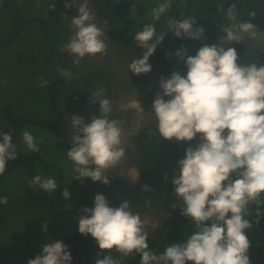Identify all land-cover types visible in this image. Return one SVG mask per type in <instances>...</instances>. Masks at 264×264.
Returning a JSON list of instances; mask_svg holds the SVG:
<instances>
[{
    "label": "clouds",
    "instance_id": "obj_1",
    "mask_svg": "<svg viewBox=\"0 0 264 264\" xmlns=\"http://www.w3.org/2000/svg\"><path fill=\"white\" fill-rule=\"evenodd\" d=\"M77 5L79 15L71 19L74 34L64 51L79 64L86 55L106 54L104 37L112 38L95 23L89 0H72L65 7ZM169 7L170 0L160 3L153 9L155 19L159 20ZM250 16L255 17L256 13L251 12ZM227 17L234 22L226 30L228 41L239 43L244 39L242 34L256 40V26L249 21H237L235 4L227 9ZM196 25L193 18L169 20V30L178 38L202 39L205 30ZM165 35L157 37L154 24H145L136 34L135 40L146 51L142 58L137 56L128 65L132 73L140 76L152 71L149 58ZM154 37L156 42L152 43ZM175 55L180 60L187 57V74L173 72L170 78L162 77V92L156 94L152 109L163 139L191 142L200 134V143L186 150L185 158L178 162L179 174L172 180L174 194L183 200L181 214L191 219L194 231L185 242L173 243L157 255L149 248L145 231L148 221L138 212L133 213L130 201L123 200L118 207H112L99 193L92 208L81 210L87 215L79 217L78 230L85 236L90 234L102 252L115 249L124 256L138 253L141 264H251L248 254L251 243L246 230L252 224L245 217L249 215L248 205H259L264 194V65H241L235 48L216 44H205L195 56L188 55L183 47ZM61 75L72 77L66 69ZM86 81L89 84V79ZM105 93V89H97L91 98L92 103L99 102V117L93 116L86 123L83 117L73 115L72 144L66 139L62 141L72 145L67 156L75 165L74 179L89 178L108 185V170L126 155V131L124 121L109 118L112 107ZM121 107L135 110L137 120L133 124L139 130L145 112L138 99L127 104L122 102ZM0 137L3 138L0 142L2 174L7 162L17 158V152L11 134H0ZM23 139L31 151H38L30 132L25 131ZM129 176L135 181L139 173L132 168ZM30 183L50 192L57 189L54 178L37 175ZM63 197L70 198L67 188L63 190ZM6 203L7 197L0 198V204ZM256 215H264L259 206ZM43 230H47L46 225ZM28 264H72V255L63 240L58 239L44 245L42 253L29 259ZM96 264L119 262L111 255H104Z\"/></svg>",
    "mask_w": 264,
    "mask_h": 264
},
{
    "label": "trees",
    "instance_id": "obj_2",
    "mask_svg": "<svg viewBox=\"0 0 264 264\" xmlns=\"http://www.w3.org/2000/svg\"><path fill=\"white\" fill-rule=\"evenodd\" d=\"M33 1L26 0L23 2V0H18V6L25 11L27 18L32 13L44 14L42 9L37 10L38 8L33 4ZM163 2L165 0H92V3L99 11L104 30L107 31L112 40L117 45H120V48L125 46L135 51L134 54L139 58H142L143 52L146 50L139 46L135 36L143 30L145 24H154L157 37L162 33L166 34L163 41L157 45L155 53L149 58L152 71L140 76L135 74V78L138 80H145L150 76H154L159 80L157 85L146 96L145 103L151 109L156 94L162 92L160 88L162 77L170 78L173 72H180L181 75L187 74V57H185V60H180L175 55L177 50L183 47L187 49L188 55L195 56L205 44L220 45L219 41L226 36V30L234 23L227 17V9L231 5L235 4L237 7L238 22L249 21L257 28L264 30V0H170L168 11L162 14L159 20H156L153 9ZM0 8L4 9L3 18L0 21L2 25L0 27V37H7L14 27V18L10 12L7 0H0ZM46 8L49 14L50 8L59 9L61 5L58 1L53 0L49 1ZM251 12H255L256 16H250ZM72 14L71 11L70 14H66L68 18H57V20L68 21L71 19ZM53 15H56V12ZM186 18L196 19V26L204 28L202 39L178 38L173 31L169 30V20H183ZM26 21L23 29L13 41L0 46V57L6 58L11 53L17 54L12 62L16 67L21 66L23 59L27 56L45 58L48 41H52V39L62 35V44L50 46L53 50H60L63 44L69 43L73 35L65 32L63 28L59 29V27H57L58 30L52 32L54 30V27L52 28V20L47 28L43 27L37 19H27ZM29 23L35 24L31 26ZM41 42L43 44L37 48ZM151 42L155 43L156 38L154 37ZM228 47L235 48L238 57L242 56L247 50L244 41L233 42ZM228 47L225 48L227 49ZM261 62L264 65V52L261 55ZM6 64L9 63L5 60L4 64L0 59V75L1 71L5 70L4 66ZM53 69L54 73H56L57 70L54 67ZM109 72L107 69L105 70L104 76L106 78L114 76L113 72L108 74ZM2 79L3 77L1 78L0 76L1 132L5 131L13 120L22 116H31L50 124L56 123V113L48 89L50 80L48 75L43 73L35 74L31 78L34 81V85L31 87H35L37 90L24 95V100L21 102L15 101L13 97H10L9 91L13 81L3 84ZM28 87H30L29 84ZM55 91L57 92V87ZM165 99H168V97H165ZM58 107L60 108L59 103ZM61 113L63 125L60 129H51L32 121H22L11 128L12 144L17 154L24 157L25 160L21 158L15 159L7 173L0 177V198L7 197V203L0 204V228L3 227L0 238L3 237L2 234L13 235L12 231H15L16 235L23 236L25 240L30 241L32 244H37L38 250L33 252L34 256L32 257L26 256L25 252H23L21 262L17 263L15 257H8L12 256L10 255L13 253L12 251L22 247L21 243L16 245H13V243L5 244V242L0 240V264H28L29 259H34L38 254L42 253L44 245L50 244V236L57 240H63L64 244L67 245L72 255V264H96V260L103 258L104 255H111L119 264H141V257L135 252L128 256H124L115 249L102 252L90 234L85 236L78 230L79 217L87 214H83L77 208L67 206L62 201V197L39 203L27 197L26 190L31 184L30 181L37 175L43 178H54L57 182V189L50 192L40 188L39 185L32 184L30 194L35 199L44 200L55 197L58 193L62 176L64 181L63 190L69 180L81 183V180L74 179L77 175L74 172L75 165L67 156V152L72 145L63 142H51V144L47 145L50 142L44 140V136L51 132H64L63 128L72 126L69 117L64 114V109ZM87 116H91V114ZM25 131L33 135L38 148L45 145L44 149L39 153L31 151L23 139ZM65 139L68 140V137ZM136 142L143 156L140 163L143 179L149 184L167 189V192L174 194L172 180L179 174L178 162L185 158L186 150L189 147L194 148L200 143V134H197V137L191 142L163 139L159 134L157 121L153 118L143 128V131L136 136ZM42 159L56 163L62 168V172L58 169L56 170L54 164L44 162ZM234 178L235 176H233ZM258 206L260 212L264 214V194H261L259 205L256 203L248 205L249 215L245 217L252 224V227L246 230L251 243L248 252L251 264H264V215L257 217ZM182 207L183 200L181 198L177 197L171 203L169 208L172 222L164 238H157L152 235V232L145 230L148 232L149 248L155 254L163 253L164 249L173 243L185 242L187 237L194 231L191 219L181 214ZM33 216L48 220V233H41L27 226V223L32 218H35ZM8 228L10 229L9 231Z\"/></svg>",
    "mask_w": 264,
    "mask_h": 264
},
{
    "label": "flooded vegetation",
    "instance_id": "obj_3",
    "mask_svg": "<svg viewBox=\"0 0 264 264\" xmlns=\"http://www.w3.org/2000/svg\"><path fill=\"white\" fill-rule=\"evenodd\" d=\"M25 1L26 0H23V2ZM49 1L53 0H34L33 4L37 6V10L42 9L44 14L32 13L29 14L27 19L33 20L36 19L35 17H41L43 22L38 21L45 28H47L52 20V28L54 27L52 32L58 30L57 27H59V29L63 28L67 33L74 34L71 27V19L79 15L77 10L78 5L73 6L72 8H66L65 4L71 3L72 0H56L60 3L61 8H50L48 14L46 7L48 6ZM89 7L95 14V23L104 29L99 11L92 3V0H89ZM21 10L25 13L23 9ZM71 11L73 14L70 20H57V18H68L66 17V14H70ZM54 12H56V15H53ZM3 13L4 9L0 8V21H2ZM33 24L35 23H29L31 26ZM36 25L39 26L38 24ZM1 26L0 23V27ZM61 37L62 35L52 39V41H48L49 44L46 45L47 52L45 58H36L32 55L27 56L23 59V64L18 67H16L15 64H12L14 56L17 55L16 53H11L6 58L0 57L2 63L5 64V60L9 63L4 66L5 70L1 71L0 76L1 78L3 77V84L13 81V85L9 91L10 97H13L15 101L17 100L18 102H21L24 100V95L37 90L35 87H31L34 85V81L31 80V78L37 73L48 75L50 78L49 83L56 78H66L67 80L65 81L56 82L54 87H57V92L55 91L57 103H59L61 111L64 109V114L69 117L72 125L71 117L73 115L83 117L86 123H90L93 116L99 117V102L92 103L91 98L97 89L103 88L106 90V98L111 102L112 111L109 118L124 121V128L126 131L124 137L126 155L116 167L108 170L107 175L109 176L110 183L104 185L101 182H93L89 178H85V180L82 178L81 183L69 180L66 188L70 193V198L65 199L63 197L62 186V194L60 195L62 201L67 206L77 208L81 211L84 207L92 208L94 206V198L98 193L103 194L112 207H118L123 200H128L130 201V207L133 213L138 212L142 218L146 220H154V222H156L153 224L154 229L151 231L152 235L157 238H160V236L165 237V233L172 222L169 207L171 203L177 199V196L173 193L162 190L160 187L149 184L143 179L140 170V163L143 156L141 149L136 142V136L140 134L143 131V128L154 118L153 109L145 103V100L157 79L154 76H150L145 80L136 79L135 74L128 69V65L131 61L134 58H137V55L134 54L135 51L125 46H121L120 48V45L114 43L110 38H106V36L104 37L105 44L107 45L106 54H97L94 57L86 55L81 59L79 64L74 63V57L67 51H64L67 44H63L60 50H53L50 47L52 45L62 44ZM42 44V42L38 44L37 48ZM53 67L57 70L56 73H54ZM65 69L72 74L71 79L61 75V71ZM106 69L114 73L112 78H106L104 76ZM110 72L108 74H110ZM84 77L89 79V84H87L86 78ZM28 84L30 87H28ZM135 98L138 99L145 112V118L143 123L139 126V130H137L136 125L133 124V121L137 120L135 110L124 109L121 107L122 102L127 104L130 100ZM90 114L91 116H87ZM63 130V133L68 137V141L72 144L71 137L74 134L72 126L63 128ZM41 147H45V145L40 146L38 150ZM42 161L52 163V165L54 164L56 170H62L59 165L52 161L46 159H42ZM94 167L95 166L93 165V168ZM133 167H135L139 173V176L135 181L131 180L129 176V170ZM31 186L32 184H30L28 188H31ZM145 186H147V190ZM136 200L139 202L138 204ZM33 217L35 218H32L31 221L27 223V226H29L30 229L33 228L41 233H48V220L43 219L42 217ZM45 225L47 226L46 231L43 230ZM2 229L3 227L0 228V234ZM9 230L10 229L8 228V231ZM12 233L13 235L2 234L3 237L0 238V240L5 242V244L13 243V245H16L21 243L23 248L21 247L12 251L13 253L10 254L12 256L8 258L15 257L17 263H20L23 252H25L26 256H34L33 252L38 250L37 244H32L30 241L28 242V240H25L23 236L16 235L15 231H12ZM56 240L57 239L53 236L49 237V243H53Z\"/></svg>",
    "mask_w": 264,
    "mask_h": 264
},
{
    "label": "water",
    "instance_id": "obj_4",
    "mask_svg": "<svg viewBox=\"0 0 264 264\" xmlns=\"http://www.w3.org/2000/svg\"><path fill=\"white\" fill-rule=\"evenodd\" d=\"M7 1L9 3L10 12H11L13 18H14V27H13L11 33L7 37H0V46H3L5 44H8L11 41H13L17 37L18 33L22 30L23 25H24V23L27 20V17L25 16V13L18 6V0H7ZM35 18L37 20H39L40 22H43V19L41 17H35ZM65 80H67V79L66 78H56V79L52 80L49 83V92H50L51 100H52V103H53V106H54V109H55V113H56V123L55 124H50V123H48V122H46L44 120L36 119L34 117H31V116H22L20 118H17L15 120H13L10 123V125L6 128L5 131H3V132L0 131V134H4V133H9L10 134L11 128L15 124H17L19 122H22V121H32L34 123L44 125V126H46L48 128H51V129H59V128H61L62 123H63V118H62L61 110H60V108L57 105L56 95H55V91H54V85L58 81H65ZM2 139L3 138L0 137V142H2ZM62 142H66V141H62ZM43 148L44 147H41L38 150V152L41 151ZM18 158H21L22 160H25L24 157L19 156L17 154V158L16 159H18ZM13 162H14V160H9L7 162L6 169H5V171L2 174H0V177L7 173V171L11 168ZM84 180H85V178H84ZM62 186H63V180L61 181V185H60V189H59L58 194L55 197L49 198V199L42 200V199L32 198L31 194H30V190H31L30 187L27 189V193L26 194H27V197L30 200L34 201V202H46V201H50V200L59 199L60 195L62 194Z\"/></svg>",
    "mask_w": 264,
    "mask_h": 264
},
{
    "label": "rangeland",
    "instance_id": "obj_5",
    "mask_svg": "<svg viewBox=\"0 0 264 264\" xmlns=\"http://www.w3.org/2000/svg\"><path fill=\"white\" fill-rule=\"evenodd\" d=\"M256 29L258 32H257V37L255 41L249 40L246 34H242L244 35L243 41L247 42L246 43L247 50L238 59V63L241 65H250L252 63L257 64L258 66L262 65L261 55L264 52V30H261L259 27L258 28L256 27ZM222 44L228 45V44H225L223 41H222ZM65 138H67V136L63 133V131H60V132L53 131L47 136H44V140H47L49 142L62 141ZM162 190L166 191L167 189H162ZM147 221L148 223L145 226V230L151 232L154 229L153 224H155L156 222L150 219H147ZM161 238H164V237L160 236V239Z\"/></svg>",
    "mask_w": 264,
    "mask_h": 264
},
{
    "label": "crops",
    "instance_id": "obj_6",
    "mask_svg": "<svg viewBox=\"0 0 264 264\" xmlns=\"http://www.w3.org/2000/svg\"><path fill=\"white\" fill-rule=\"evenodd\" d=\"M222 39H224V40H221V41H219V44L221 45V46H223V47H228L232 42H230V41H228L227 40V37H224V38H222ZM222 41L225 43V44H228V45H223L222 44ZM234 42V41H233Z\"/></svg>",
    "mask_w": 264,
    "mask_h": 264
},
{
    "label": "bare ground",
    "instance_id": "obj_7",
    "mask_svg": "<svg viewBox=\"0 0 264 264\" xmlns=\"http://www.w3.org/2000/svg\"><path fill=\"white\" fill-rule=\"evenodd\" d=\"M224 40V39H223ZM49 199V198H48Z\"/></svg>",
    "mask_w": 264,
    "mask_h": 264
}]
</instances>
